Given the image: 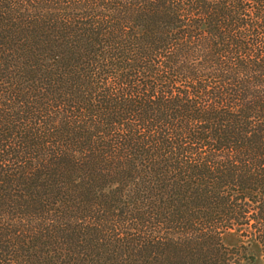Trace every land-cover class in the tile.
I'll return each mask as SVG.
<instances>
[{
  "label": "trees",
  "instance_id": "1",
  "mask_svg": "<svg viewBox=\"0 0 264 264\" xmlns=\"http://www.w3.org/2000/svg\"><path fill=\"white\" fill-rule=\"evenodd\" d=\"M264 256V0H0V264Z\"/></svg>",
  "mask_w": 264,
  "mask_h": 264
},
{
  "label": "rangeland",
  "instance_id": "2",
  "mask_svg": "<svg viewBox=\"0 0 264 264\" xmlns=\"http://www.w3.org/2000/svg\"><path fill=\"white\" fill-rule=\"evenodd\" d=\"M224 243L229 247H234L240 244H249L255 256L253 264H264L263 251L260 244L251 237H245L237 230H230L223 235Z\"/></svg>",
  "mask_w": 264,
  "mask_h": 264
}]
</instances>
